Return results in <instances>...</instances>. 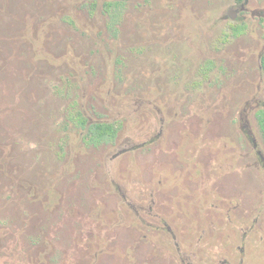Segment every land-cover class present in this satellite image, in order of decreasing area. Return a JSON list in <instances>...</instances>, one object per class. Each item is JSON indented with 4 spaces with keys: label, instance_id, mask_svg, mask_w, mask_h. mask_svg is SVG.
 I'll return each instance as SVG.
<instances>
[{
    "label": "rangeland",
    "instance_id": "rangeland-1",
    "mask_svg": "<svg viewBox=\"0 0 264 264\" xmlns=\"http://www.w3.org/2000/svg\"><path fill=\"white\" fill-rule=\"evenodd\" d=\"M115 2L0 0V264H264V0Z\"/></svg>",
    "mask_w": 264,
    "mask_h": 264
},
{
    "label": "trees",
    "instance_id": "trees-1",
    "mask_svg": "<svg viewBox=\"0 0 264 264\" xmlns=\"http://www.w3.org/2000/svg\"><path fill=\"white\" fill-rule=\"evenodd\" d=\"M126 0H116L115 3L107 6V11L112 13L110 16L109 28L112 27L117 21L118 15H120L121 9L124 7ZM232 34L234 36L239 35L243 31V27L231 26ZM262 67L264 69V59L262 61ZM68 121L74 125L81 133H83V139L91 146L109 145L114 142L118 132L121 128V123H110L105 121H91L82 114L69 115ZM256 121L258 129L261 134V138L264 144V109H260L256 113ZM85 137V138H84Z\"/></svg>",
    "mask_w": 264,
    "mask_h": 264
},
{
    "label": "water",
    "instance_id": "water-1",
    "mask_svg": "<svg viewBox=\"0 0 264 264\" xmlns=\"http://www.w3.org/2000/svg\"><path fill=\"white\" fill-rule=\"evenodd\" d=\"M229 17L231 19H235V15H234V12L233 11H229Z\"/></svg>",
    "mask_w": 264,
    "mask_h": 264
},
{
    "label": "flooded vegetation",
    "instance_id": "flooded-vegetation-1",
    "mask_svg": "<svg viewBox=\"0 0 264 264\" xmlns=\"http://www.w3.org/2000/svg\"><path fill=\"white\" fill-rule=\"evenodd\" d=\"M263 74V73H262Z\"/></svg>",
    "mask_w": 264,
    "mask_h": 264
}]
</instances>
